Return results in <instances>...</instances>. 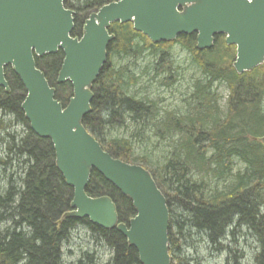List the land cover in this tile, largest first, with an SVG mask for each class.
<instances>
[{"label":"trees","instance_id":"obj_1","mask_svg":"<svg viewBox=\"0 0 264 264\" xmlns=\"http://www.w3.org/2000/svg\"><path fill=\"white\" fill-rule=\"evenodd\" d=\"M111 1L64 0L75 13L71 36H81L89 15ZM109 33L114 39L92 85L83 125L113 158L152 175L166 198L171 264H204L201 251L220 255L222 264H264V65L238 74L235 46L227 45L224 35L199 51L195 34L154 44L131 23L117 22ZM174 46L187 53L188 66L197 72L183 110L164 109L162 99L149 92L153 82L169 86L171 72H178ZM63 57L58 50L35 62L65 106L71 85L56 82ZM4 73L10 90L0 87V264H86L87 250L73 262L63 259L79 227L110 251L103 264H140L136 250L115 229L87 218L61 219L70 209L72 188L55 166L50 140L28 127L19 78L10 66ZM220 87L227 92L224 103ZM159 144L165 149L155 159ZM86 193L110 197L119 222L127 224L135 215L131 201L94 170ZM91 252L87 264H100L96 250Z\"/></svg>","mask_w":264,"mask_h":264},{"label":"water","instance_id":"obj_2","mask_svg":"<svg viewBox=\"0 0 264 264\" xmlns=\"http://www.w3.org/2000/svg\"><path fill=\"white\" fill-rule=\"evenodd\" d=\"M63 2L0 0V87L10 90L4 73L10 66L26 91L21 110L31 130L52 144L55 166L73 191L61 219L87 218L115 229L136 250L140 264H171L166 198L152 175L141 165L113 158L83 125L92 85L114 39L109 27L131 23L154 44L195 34L199 51L224 35L225 43L235 46L233 68L241 74L264 65V0H115L89 15L79 37L71 36L75 13ZM58 50L64 57L56 82H69L72 89L65 106L35 62ZM260 140L264 144V136ZM93 170L131 201L135 215L127 224L119 222L110 197L87 195Z\"/></svg>","mask_w":264,"mask_h":264},{"label":"rangeland","instance_id":"obj_3","mask_svg":"<svg viewBox=\"0 0 264 264\" xmlns=\"http://www.w3.org/2000/svg\"><path fill=\"white\" fill-rule=\"evenodd\" d=\"M172 53L175 55L177 59L178 68L177 71H173L170 74V84L169 86H159L156 83H152L149 92L154 91L155 97L162 99L161 106L164 109H184L182 100L187 96V90L190 79L193 77H197V72L188 66V55L185 51L181 50L179 47L174 46L172 49ZM142 62H140L139 67H141ZM138 68V67H137ZM175 77L178 80H175ZM219 93L223 95L224 99L222 102H225V97L227 95L226 90L223 87L219 88ZM118 133V132H117ZM119 134V133H118ZM121 135H125V132L121 130ZM165 149L164 144H159L158 148L154 151V158L160 159V152ZM85 250L90 251L89 255L92 254L96 250V257L99 258L100 264L107 262L110 258V251L105 250L103 248H99V245L93 242L90 238V232L88 230L79 227L71 235L70 241L64 247L63 259L67 263L75 261L81 252H85ZM88 255V256H89ZM206 255V260L204 264H222V257L215 256L214 254H209L201 251V256ZM210 256V258L208 257ZM88 256L85 257L83 263H88ZM88 259V260H87Z\"/></svg>","mask_w":264,"mask_h":264},{"label":"flooded vegetation","instance_id":"obj_4","mask_svg":"<svg viewBox=\"0 0 264 264\" xmlns=\"http://www.w3.org/2000/svg\"><path fill=\"white\" fill-rule=\"evenodd\" d=\"M4 89V88H3ZM4 91H5V89H4ZM6 92V91H5ZM9 92V91H8ZM25 98V97H24ZM24 100V99H23ZM23 102V101H22ZM22 102H21V104H22ZM21 104H20V109H21ZM22 111V110H21ZM23 112V111H22ZM23 115H24V113H23ZM25 117V116H24ZM27 123H28V121H27ZM17 125V124H16ZM28 127H29V129L31 130V128H30V126H29V123H28ZM32 131V130H31ZM33 132V131H32Z\"/></svg>","mask_w":264,"mask_h":264},{"label":"bare ground","instance_id":"obj_5","mask_svg":"<svg viewBox=\"0 0 264 264\" xmlns=\"http://www.w3.org/2000/svg\"><path fill=\"white\" fill-rule=\"evenodd\" d=\"M73 233V232H72ZM72 235V234H71Z\"/></svg>","mask_w":264,"mask_h":264}]
</instances>
